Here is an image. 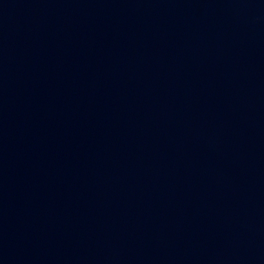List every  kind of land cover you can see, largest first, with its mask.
Returning a JSON list of instances; mask_svg holds the SVG:
<instances>
[{
  "label": "water",
  "instance_id": "water-1",
  "mask_svg": "<svg viewBox=\"0 0 264 264\" xmlns=\"http://www.w3.org/2000/svg\"><path fill=\"white\" fill-rule=\"evenodd\" d=\"M0 264H264V0H0Z\"/></svg>",
  "mask_w": 264,
  "mask_h": 264
}]
</instances>
